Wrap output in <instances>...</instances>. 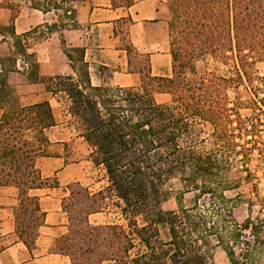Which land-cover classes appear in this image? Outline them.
<instances>
[{
    "label": "trees",
    "instance_id": "16d2710c",
    "mask_svg": "<svg viewBox=\"0 0 264 264\" xmlns=\"http://www.w3.org/2000/svg\"><path fill=\"white\" fill-rule=\"evenodd\" d=\"M23 1L57 17L43 27L59 33L71 69L29 79L42 82L60 107L64 102L63 125L87 144V159L106 178L95 192L78 181L68 184L70 195L62 205L68 231L55 240L53 251L71 264H206L204 221L194 207L210 194L228 213L220 174L229 154L254 149L264 154V89L256 68L264 62V0H166L171 74L154 75L150 55L129 41L127 72L138 74L139 81L123 87L108 86L114 70L104 64L90 71L84 46L67 47L63 30L77 27L75 3L84 0ZM131 3L110 0L112 8ZM0 7L15 15L19 3ZM124 20L132 22L129 16ZM6 31L14 34L12 26ZM16 51L24 53L17 42ZM205 57L225 66L231 62L228 74L198 73L195 64ZM240 86L247 99L242 100ZM0 88V185L18 189L15 229L30 248L45 215L35 191L57 186L35 163L47 155V130L58 122L49 101L21 104L1 75ZM229 90L235 93L232 101ZM242 107L251 113L242 117ZM200 123L211 128V150L197 147ZM173 178L183 190H194L190 208L182 206L180 196L176 210L163 208ZM100 211L115 217L92 224L89 215Z\"/></svg>",
    "mask_w": 264,
    "mask_h": 264
},
{
    "label": "crops",
    "instance_id": "0c3cea01",
    "mask_svg": "<svg viewBox=\"0 0 264 264\" xmlns=\"http://www.w3.org/2000/svg\"><path fill=\"white\" fill-rule=\"evenodd\" d=\"M165 1L132 0L129 6L118 8H112L110 0L76 2L75 20L78 25L76 28L63 30L66 44L84 46L87 52L92 50V42L95 40V48L99 52L110 53L115 56L113 59L115 62L120 61V66H127L126 52L124 48L120 47L114 33L116 24L129 16L132 22L128 25L127 36L130 37L132 45L134 42L143 43L142 47L147 46L145 49H148V46L152 47L156 42L165 48L167 46L165 34L168 36ZM2 2L19 3L15 15L8 7H0V66L6 83L15 89L19 94L18 97L24 87L27 89L30 87L29 90L34 92L32 96L38 99L23 105L47 100L53 107V99L45 90L44 84L39 80L31 81L28 75L29 69L19 70L18 58L23 54L16 51V42L20 43L25 54H34L35 61H31V63H36V75L39 78L70 74L71 69L62 51L59 33L57 31L49 32L43 27L44 23L55 22L57 17L53 12L43 13L31 8L23 0H0V3ZM9 26L13 27L14 34H9L6 31ZM38 27H41V30L36 33H28ZM152 31L157 35L151 34ZM40 32H43L42 35ZM34 39L39 42H34ZM29 58L31 59V57ZM63 60L67 61V65L63 63ZM100 63L108 65L107 62ZM116 74L121 75L117 80L121 86L138 84L139 77L136 73L114 70L111 80L116 79ZM19 100L21 103V97ZM2 112L3 109L0 107V118ZM55 127H58V124L49 129ZM68 130L67 128L58 129L53 140L47 135L49 139L46 147L47 155L36 159L35 164L41 175L55 179L57 186L35 191L39 196L40 209L45 215L44 222L39 226L38 235L30 248L24 245L15 229L14 210L18 205V189L13 185H0V264H71L68 256L53 251L55 240L68 231V218L62 206L64 200L70 195L68 184L78 181L87 186L90 191L95 192L106 185V178L102 181H88L90 173L87 164L90 161L74 162L70 159L67 153L69 152L67 151L68 144H74L77 140L82 139L71 137L67 133ZM88 218L92 224H104L107 214L100 211L90 214ZM103 264L112 263L106 261Z\"/></svg>",
    "mask_w": 264,
    "mask_h": 264
},
{
    "label": "rangeland",
    "instance_id": "374dc122",
    "mask_svg": "<svg viewBox=\"0 0 264 264\" xmlns=\"http://www.w3.org/2000/svg\"><path fill=\"white\" fill-rule=\"evenodd\" d=\"M167 18H169V10L167 7ZM128 20L120 21L115 26V34L118 38L121 48L129 45L130 37L127 36ZM154 36L157 33H152ZM38 35V34H37ZM159 36V35H158ZM36 37V36H35ZM33 41V40H32ZM39 40L34 39V42ZM159 42V37H158ZM165 43L167 46L163 48L160 44L154 43V46H148V49L142 47L143 43L134 42L133 46L142 53H149L151 60V70L154 75H170L171 74V57L169 54V39L165 34ZM76 44V43H75ZM96 42H92V50L85 54V58L90 63V71L94 72L100 62H107L110 69L126 72L127 66H120V61L115 62L114 55L107 54V52H99L96 48ZM67 47H80L72 46L67 43ZM26 52L19 56V70H30L28 75L35 74L37 71L34 54L27 55ZM126 55V53H125ZM31 57V59L29 58ZM127 60V55H126ZM67 65V61L63 60ZM31 64V69H30ZM229 62L226 66L221 63L205 57L196 62L195 68L198 73L205 70H215L220 75L228 74ZM35 66V67H34ZM259 75L262 77V84L264 89V62H259L256 65ZM103 73V72H102ZM1 78L5 77L4 73H0ZM37 76V75H36ZM54 76V75H52ZM105 76V74H101ZM121 75L116 74L115 80L110 79L109 87L119 85L117 80ZM49 77V76H46ZM42 78V77H40ZM45 78V77H43ZM96 81L95 77H92ZM6 79V78H5ZM27 85V84H25ZM10 87V86H9ZM29 87V86H26ZM123 87V86H122ZM1 89V88H0ZM13 94L21 103L26 104L31 101H36L29 89L23 88V92L19 94L14 88L10 87ZM240 96L242 100L247 99V95L242 86L239 87ZM228 97L232 101L235 98L233 91H228ZM158 101L164 102L167 100L166 96H158ZM20 101V100H19ZM54 113L56 115L58 127L51 128L47 131L50 139H54L58 133V129L67 128L63 125L62 106L60 107L54 100H52ZM231 105V102L230 104ZM247 105V104H245ZM242 117L248 116L251 109L242 107L238 110ZM68 129V128H67ZM196 138L199 141L197 146L199 149L208 151L214 148L212 141L214 138L211 135V128L208 124L200 123L197 125ZM68 135L76 137L72 130H68ZM239 140V139H237ZM67 152L70 159L74 162L85 161L89 152L88 146L83 140H77L74 144H68ZM249 146V144H247ZM227 149V147H225ZM239 149V147H238ZM228 161L224 170L220 174V180L225 187L220 189L226 204L227 210L221 206L219 197L207 194L204 199H200L194 207L193 212L203 217L204 225L202 233L204 237V250L206 253V264H264V154L260 155L257 150H250L245 153L237 152L230 153ZM90 161V160H88ZM89 167V180H103L105 179L104 172L101 168L93 166L91 161L87 164ZM166 190L169 195L163 208L166 210H176L178 208L177 198L181 197L182 206L190 208L194 196V190L186 191L180 186L178 178L171 179L166 184ZM105 212V211H103ZM107 214V221L115 217L112 213ZM199 237L200 234H199Z\"/></svg>",
    "mask_w": 264,
    "mask_h": 264
},
{
    "label": "built area",
    "instance_id": "2783aa9c",
    "mask_svg": "<svg viewBox=\"0 0 264 264\" xmlns=\"http://www.w3.org/2000/svg\"><path fill=\"white\" fill-rule=\"evenodd\" d=\"M2 72V68H1V66H0V73Z\"/></svg>",
    "mask_w": 264,
    "mask_h": 264
}]
</instances>
